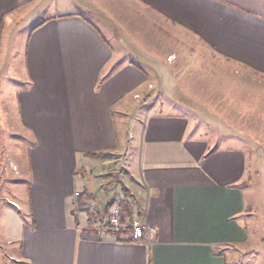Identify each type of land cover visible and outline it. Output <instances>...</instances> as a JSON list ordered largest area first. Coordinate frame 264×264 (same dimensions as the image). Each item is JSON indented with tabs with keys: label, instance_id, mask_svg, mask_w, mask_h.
Listing matches in <instances>:
<instances>
[{
	"label": "crops",
	"instance_id": "0c3cea01",
	"mask_svg": "<svg viewBox=\"0 0 264 264\" xmlns=\"http://www.w3.org/2000/svg\"><path fill=\"white\" fill-rule=\"evenodd\" d=\"M104 1L0 0V264H264V202L258 221L244 188L250 168L264 178V0ZM138 11L256 85V156L166 99L187 78H155L133 36L121 51ZM115 203L147 225L141 243L89 231Z\"/></svg>",
	"mask_w": 264,
	"mask_h": 264
},
{
	"label": "rangeland",
	"instance_id": "374dc122",
	"mask_svg": "<svg viewBox=\"0 0 264 264\" xmlns=\"http://www.w3.org/2000/svg\"><path fill=\"white\" fill-rule=\"evenodd\" d=\"M96 1L102 2L101 6L106 5L104 0ZM58 2L60 6L64 3L63 0H58ZM90 3L92 4V2ZM120 13L124 12L121 10ZM135 14V21L131 22L128 28L133 33H126V35L119 33L116 35L120 40L121 51L125 52L128 50V36H133L141 46L145 47L147 54L153 56L152 60L146 59L151 64L149 68L155 78H159L160 75L164 74L187 78L191 91L184 89V92H186L184 97L178 98V100L170 97L166 99L173 102L177 101V103L189 109L196 118H200L196 121L195 126L202 128L211 127L208 133H213L210 137H214V139L218 137L216 135L217 132L233 133L238 135V137L245 138L249 142V149L256 156V148L259 152L256 142H259V138L263 136L257 120V118L259 119V113H255V103H259V97H248L254 90L256 92V85L244 80L245 78L242 75L240 76L241 71L239 68L235 67L231 70L228 67L221 66V60L216 55L214 57L208 54L206 44L196 34L185 28H183L182 34L174 33L172 29L175 24L171 25L168 23L170 20L166 21L168 24L164 27L163 23H158L161 20H158L157 23L153 21L149 23L148 19L144 18L142 11L135 12ZM87 18L95 23V19L90 17V15ZM142 25H149L151 30L146 33L145 28H141ZM104 36L110 40L109 35ZM109 43L114 48L117 47L115 41ZM135 48L140 49V47ZM138 51L141 52V50ZM166 54L167 56L171 54L164 60L165 62L166 59L170 61L171 65L169 66L159 62ZM221 59L223 60V58ZM144 68L148 69V67ZM226 74H230V78H227ZM3 78L5 82H11L9 74L4 75ZM262 89L261 87L260 90ZM155 100H158V98H155ZM169 109L177 113L183 111L180 106L176 108L169 107L167 111ZM8 139H16V134L11 130L8 131ZM222 141V138H220L221 143ZM235 141V139H231L232 143H235ZM24 144L31 145V141L26 139L25 134ZM26 154L24 153V158ZM249 173H251V181L244 188H247V200H249L250 204H253V208L256 211L253 216L259 221V201L264 202V178L259 179V175H256L252 168L249 169ZM25 183L28 184L27 179ZM256 259V252H250L242 255L238 264H252Z\"/></svg>",
	"mask_w": 264,
	"mask_h": 264
},
{
	"label": "built area",
	"instance_id": "2783aa9c",
	"mask_svg": "<svg viewBox=\"0 0 264 264\" xmlns=\"http://www.w3.org/2000/svg\"><path fill=\"white\" fill-rule=\"evenodd\" d=\"M124 219V213L120 204L115 203L111 205L103 222L94 223L88 229L99 235L107 233L116 235L120 234L124 229H128L129 235L127 240L131 243H141L148 228L145 222L141 218H134L126 225L123 222Z\"/></svg>",
	"mask_w": 264,
	"mask_h": 264
}]
</instances>
